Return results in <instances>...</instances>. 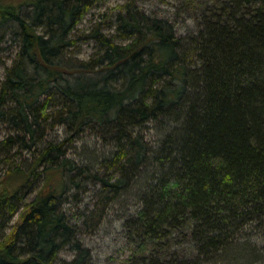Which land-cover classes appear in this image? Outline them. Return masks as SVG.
I'll return each mask as SVG.
<instances>
[{"label": "trees", "instance_id": "1", "mask_svg": "<svg viewBox=\"0 0 264 264\" xmlns=\"http://www.w3.org/2000/svg\"><path fill=\"white\" fill-rule=\"evenodd\" d=\"M99 1L0 0L18 43L0 83V264H58L66 249L61 264H91L63 206L84 184L101 191L82 216L92 231L108 201L133 197L119 264H264V0H184L187 36L127 0L111 33L76 36ZM78 41L95 45L87 60L69 55ZM56 127L65 137L46 140ZM85 134L110 155L72 159ZM23 151L29 163L10 160Z\"/></svg>", "mask_w": 264, "mask_h": 264}, {"label": "rangeland", "instance_id": "2", "mask_svg": "<svg viewBox=\"0 0 264 264\" xmlns=\"http://www.w3.org/2000/svg\"><path fill=\"white\" fill-rule=\"evenodd\" d=\"M127 0H101L90 9L81 23L75 30V35L79 36L88 33L97 24H101L104 34L111 33L113 22V13L117 7ZM138 6L145 9L150 14H156L161 18L168 19L176 30L177 34L187 36L195 26L188 12L185 11L184 0H135ZM12 25L6 24L0 30V83L4 77L5 67L11 63L12 58L17 51V38L12 34ZM95 51V45L92 42L78 41L76 46L71 49L69 54L72 60H87ZM150 126L146 130V138L149 140L159 139L158 128ZM6 126L0 123V140L7 135ZM65 137L62 127H56L48 133L46 140L61 141ZM112 149L109 146L97 141L93 136L85 134L79 141L72 144L69 149L70 157L78 164L91 165L94 161L103 156H109ZM25 158V159H23ZM30 155L23 151L21 155L11 157L15 164L29 163ZM31 160V159H30ZM3 159L0 160V176L6 168ZM79 190L70 189L63 198L65 199L64 209L72 223L78 228V239L90 250L91 264H119L123 258L124 233L122 227V218L131 214L135 209V202L130 193H126L113 201H108L106 205V215L99 227L92 231V222L90 219L84 223V217L89 210H96L101 204V191L99 187L90 184H84ZM22 209L14 216L10 224L16 223ZM84 216V217H82ZM8 232V230H7ZM72 258V252L66 249L60 253V262L68 261Z\"/></svg>", "mask_w": 264, "mask_h": 264}]
</instances>
